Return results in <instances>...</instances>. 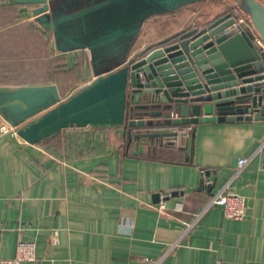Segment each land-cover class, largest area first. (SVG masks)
<instances>
[{
  "label": "crops",
  "instance_id": "0c3cea01",
  "mask_svg": "<svg viewBox=\"0 0 264 264\" xmlns=\"http://www.w3.org/2000/svg\"><path fill=\"white\" fill-rule=\"evenodd\" d=\"M74 3L0 0V126L9 128L0 134V259L33 242L35 259L22 264H264V110L188 124L182 146L128 141L121 126L35 138L41 117L70 95L233 3ZM238 158L248 162L233 178ZM227 182L245 197L241 220L208 206Z\"/></svg>",
  "mask_w": 264,
  "mask_h": 264
},
{
  "label": "water",
  "instance_id": "95a60500",
  "mask_svg": "<svg viewBox=\"0 0 264 264\" xmlns=\"http://www.w3.org/2000/svg\"><path fill=\"white\" fill-rule=\"evenodd\" d=\"M13 1L21 5L52 2ZM76 1L65 0L71 6ZM243 1L251 27L264 42V2ZM138 7L141 9L140 4ZM59 12L53 15L57 17ZM233 23L226 13L145 48L121 68L98 76L42 116L35 138L72 127L121 126L127 128L128 141L132 137L158 138L182 146L188 124L258 117L264 110V54L246 31ZM136 95L142 97L143 104L129 105V99ZM173 111L178 118L171 117ZM137 127L171 130L131 135Z\"/></svg>",
  "mask_w": 264,
  "mask_h": 264
},
{
  "label": "built area",
  "instance_id": "2783aa9c",
  "mask_svg": "<svg viewBox=\"0 0 264 264\" xmlns=\"http://www.w3.org/2000/svg\"><path fill=\"white\" fill-rule=\"evenodd\" d=\"M231 17L234 19V26H240L244 29L247 25V18L239 13L234 8L230 12ZM246 31V30H245ZM252 35V42L259 50L260 54H264V42L254 31L249 30ZM172 118H178L177 111L171 112ZM184 130L190 133V127L186 126ZM9 128L6 125L0 126V134H7ZM173 143H176L175 141ZM247 158H238L236 161L237 169L233 178L239 171L247 164ZM230 182H227L220 190L215 193L209 200V205L219 206L222 210V215L225 219L241 220L245 215L246 204L245 197L229 189ZM162 207V205L160 206ZM35 259V244L33 242H19L16 245L15 254L12 258L0 259V264H22L30 262ZM212 264H221L216 260Z\"/></svg>",
  "mask_w": 264,
  "mask_h": 264
},
{
  "label": "rangeland",
  "instance_id": "374dc122",
  "mask_svg": "<svg viewBox=\"0 0 264 264\" xmlns=\"http://www.w3.org/2000/svg\"><path fill=\"white\" fill-rule=\"evenodd\" d=\"M132 1H133V4L137 3V0H132ZM228 2L233 3L234 7H237L240 10L241 14L248 19L247 9H246V7L244 5V1L243 0H228ZM230 7L231 8L229 9V13L233 9V6H230ZM199 16H202V15H199ZM245 28H246V26H245Z\"/></svg>",
  "mask_w": 264,
  "mask_h": 264
},
{
  "label": "trees",
  "instance_id": "16d2710c",
  "mask_svg": "<svg viewBox=\"0 0 264 264\" xmlns=\"http://www.w3.org/2000/svg\"><path fill=\"white\" fill-rule=\"evenodd\" d=\"M234 6V5H233ZM235 10H237L239 13H241L240 12V10L237 8V7H233ZM230 9V8H229ZM247 25H246V28H247V30L249 31V30H251L252 32L254 31L253 30V28L251 27V25H250V22H249V19L247 20ZM255 32V31H254ZM256 33V32H255ZM257 34V33H256ZM135 129H137V130H149L150 128H144V127H137V128H135Z\"/></svg>",
  "mask_w": 264,
  "mask_h": 264
},
{
  "label": "flooded vegetation",
  "instance_id": "af4514ba",
  "mask_svg": "<svg viewBox=\"0 0 264 264\" xmlns=\"http://www.w3.org/2000/svg\"><path fill=\"white\" fill-rule=\"evenodd\" d=\"M259 1L264 2V0H259Z\"/></svg>",
  "mask_w": 264,
  "mask_h": 264
}]
</instances>
